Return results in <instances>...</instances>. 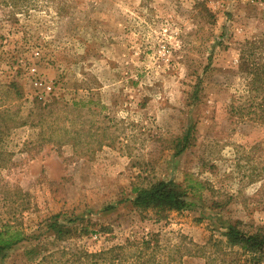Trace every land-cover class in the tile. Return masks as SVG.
<instances>
[{
  "label": "rangeland",
  "instance_id": "374dc122",
  "mask_svg": "<svg viewBox=\"0 0 264 264\" xmlns=\"http://www.w3.org/2000/svg\"><path fill=\"white\" fill-rule=\"evenodd\" d=\"M261 64L264 0H0V264H138L91 254L151 235L149 264H250L224 232L264 231ZM160 180L184 208L134 205Z\"/></svg>",
  "mask_w": 264,
  "mask_h": 264
},
{
  "label": "trees",
  "instance_id": "16d2710c",
  "mask_svg": "<svg viewBox=\"0 0 264 264\" xmlns=\"http://www.w3.org/2000/svg\"><path fill=\"white\" fill-rule=\"evenodd\" d=\"M250 56L252 54H249ZM241 63H246L247 59L245 56H241ZM246 65V64H243ZM249 64L246 65V68L249 70ZM254 71L246 72L247 74V85L252 87L255 85L257 89L252 90V98L259 99L261 102L254 108L253 115L256 119L264 124V64L253 66ZM251 75V77H250ZM9 89H12L15 94V99L21 97V92L17 84L11 82L6 86ZM4 110L0 111V116L4 113ZM13 125L20 126L23 125V122L18 116V113L12 118ZM3 127L0 128V132H3ZM185 138H183V143H185ZM180 145L176 154H180L185 146L184 144L179 143ZM133 192L136 193L134 199V205L141 208L142 210L147 209H156L157 213L164 211H179L186 206L185 195L186 191L181 189L177 184L171 181H157L151 184L148 187L144 188H133ZM239 222L229 225L226 232H224L225 241L228 246L236 247L241 250L242 254L250 255L251 259L250 264H257L259 261L264 259V231L257 229L254 232H248L242 230L239 227ZM53 231L57 234V237L60 238L61 235L69 233L68 229L63 230L53 227ZM22 234L17 231H10L8 228L0 230V258L4 256L5 251L22 241ZM159 248L158 240L156 235H151L150 237L142 238L135 242L127 240L126 244L121 246H115L106 251L91 254V258L101 259L104 255L113 254L115 249L119 251L117 254L120 255L124 252L125 249L133 250L134 257L138 264H149L153 259L152 255L154 251ZM90 257V255H88ZM114 260L115 257L110 258ZM42 263V262H41ZM38 262L37 264H41Z\"/></svg>",
  "mask_w": 264,
  "mask_h": 264
}]
</instances>
